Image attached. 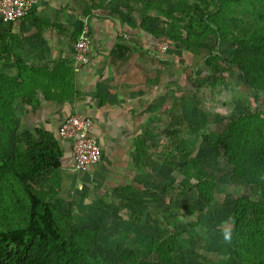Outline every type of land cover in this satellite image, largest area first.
Masks as SVG:
<instances>
[{
	"label": "trees",
	"instance_id": "obj_1",
	"mask_svg": "<svg viewBox=\"0 0 264 264\" xmlns=\"http://www.w3.org/2000/svg\"><path fill=\"white\" fill-rule=\"evenodd\" d=\"M81 3L82 17L98 9L126 12L131 27L154 39L164 37L191 55L207 49L206 65H210V56H216L221 64L238 70L256 107L246 106L215 140L206 143L214 155L225 159L232 168L231 181L241 182L248 196L236 197L227 221L232 227L233 257L239 264H264V100L258 95L264 91V0ZM132 13H137V22L130 20ZM82 28L83 23L77 35ZM5 29L0 27L2 64L12 56L4 44L13 37H8ZM221 43L227 45L226 53L220 50ZM16 68V79L0 72V264L176 263L165 257L174 249V236L154 248V259L149 260L119 246L108 249L98 241L99 231L70 229L62 224L55 202L61 193L63 150L53 133L45 129L17 130L13 104L23 97L25 82L21 63ZM20 145L22 148H15ZM167 147L163 144L160 150L163 163L172 166L178 160L183 186H194L204 201L209 199L215 179L201 159ZM136 151L143 154V149ZM103 251L113 256L106 257Z\"/></svg>",
	"mask_w": 264,
	"mask_h": 264
},
{
	"label": "rangeland",
	"instance_id": "obj_2",
	"mask_svg": "<svg viewBox=\"0 0 264 264\" xmlns=\"http://www.w3.org/2000/svg\"><path fill=\"white\" fill-rule=\"evenodd\" d=\"M162 40L169 44L163 56L174 60L176 112L153 113L155 127L149 128L153 136L150 146L143 149L146 156L139 160L137 169L126 167L117 175L129 184L125 196L115 194L114 186L104 182L71 183L67 172L65 183L61 176L57 214L70 229L99 231L98 241L111 250L119 246L152 260L154 248L174 236V249L165 256L172 263L176 260L174 264H239L233 257L232 227L227 221L236 197H248L247 192L241 182L231 181L232 168L210 151L206 141L215 140L246 106L256 107L252 92L238 70L221 64L216 56H210V65H206L207 49L191 55L160 36ZM219 47L224 53L228 51L226 44ZM258 95L264 100V91ZM18 118L14 112L15 125L21 130ZM163 144L201 159L215 179L209 199L204 201L194 186H183L178 160L172 166L163 163ZM79 178L81 182L83 178ZM226 230L231 237L227 241ZM103 254L113 256L105 251Z\"/></svg>",
	"mask_w": 264,
	"mask_h": 264
},
{
	"label": "crops",
	"instance_id": "obj_3",
	"mask_svg": "<svg viewBox=\"0 0 264 264\" xmlns=\"http://www.w3.org/2000/svg\"><path fill=\"white\" fill-rule=\"evenodd\" d=\"M82 10L81 0H38L24 17L0 25L13 37L4 44L12 56L0 63V72L16 79V64L21 63L25 93L13 104L18 126L53 133L63 150L62 182L68 172L71 183L104 182L125 196L129 184L117 175L126 167L137 169L146 156L136 150L150 146L153 113L176 112L174 60L155 50L159 39L131 27L126 12L98 9L82 17ZM137 18V13L130 14V20ZM85 22L91 52L75 69L73 43ZM73 113L91 117V136L102 151L101 160L86 171L73 170L71 140L57 133Z\"/></svg>",
	"mask_w": 264,
	"mask_h": 264
},
{
	"label": "built area",
	"instance_id": "obj_4",
	"mask_svg": "<svg viewBox=\"0 0 264 264\" xmlns=\"http://www.w3.org/2000/svg\"><path fill=\"white\" fill-rule=\"evenodd\" d=\"M38 0H0V25L7 26L11 22L24 17ZM167 41L154 44L156 51L166 52ZM74 68L79 69L88 59L91 52V41L88 34V23L77 35L73 43ZM93 122L85 113H73L65 117L59 124L58 136L71 140L72 168L74 171H86L98 163L102 157L99 144L91 136Z\"/></svg>",
	"mask_w": 264,
	"mask_h": 264
},
{
	"label": "clouds",
	"instance_id": "obj_5",
	"mask_svg": "<svg viewBox=\"0 0 264 264\" xmlns=\"http://www.w3.org/2000/svg\"><path fill=\"white\" fill-rule=\"evenodd\" d=\"M230 232L228 231V230H226L225 232H224V239L227 241V240H230Z\"/></svg>",
	"mask_w": 264,
	"mask_h": 264
}]
</instances>
